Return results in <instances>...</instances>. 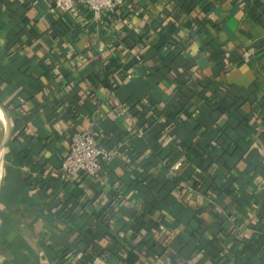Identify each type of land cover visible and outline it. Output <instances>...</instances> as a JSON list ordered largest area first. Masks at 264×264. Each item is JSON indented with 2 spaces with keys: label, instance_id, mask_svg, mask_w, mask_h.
<instances>
[{
  "label": "crops",
  "instance_id": "crops-1",
  "mask_svg": "<svg viewBox=\"0 0 264 264\" xmlns=\"http://www.w3.org/2000/svg\"><path fill=\"white\" fill-rule=\"evenodd\" d=\"M80 15L0 0V264H264V0Z\"/></svg>",
  "mask_w": 264,
  "mask_h": 264
},
{
  "label": "built area",
  "instance_id": "built-area-1",
  "mask_svg": "<svg viewBox=\"0 0 264 264\" xmlns=\"http://www.w3.org/2000/svg\"><path fill=\"white\" fill-rule=\"evenodd\" d=\"M55 5L59 11L68 12L75 16L80 15L83 8L91 14L92 21L103 23L104 18L111 19L116 14L118 8L124 4V0H45ZM88 21L83 20V25ZM112 112L117 117H127L129 115L126 107L120 103L113 107ZM135 136L144 137L141 129L135 130ZM171 140V139H170ZM115 157L111 150H105L97 146L95 137L91 132H76L70 137L69 149L63 159L60 172L68 179L81 177L94 178L99 172L103 162H110ZM173 177L174 172H169Z\"/></svg>",
  "mask_w": 264,
  "mask_h": 264
},
{
  "label": "trees",
  "instance_id": "trees-1",
  "mask_svg": "<svg viewBox=\"0 0 264 264\" xmlns=\"http://www.w3.org/2000/svg\"><path fill=\"white\" fill-rule=\"evenodd\" d=\"M122 106H124V107H126L123 103H121V102H119ZM127 109V108H126ZM128 110V109H127ZM128 113H129V111H128ZM137 129H139V128H137ZM143 132H144V137H145V133H146V130H144V129H141ZM144 137H142V138H138V137H134V140H135V142H137V143H140V142H142L143 140H144ZM172 140V139H171ZM107 150V149H106ZM163 172H164V174H169V172H170V170H171V164H170V162H168V163H166V164H164L163 165ZM178 178V176H177V174H175L174 176H173V179H177Z\"/></svg>",
  "mask_w": 264,
  "mask_h": 264
}]
</instances>
